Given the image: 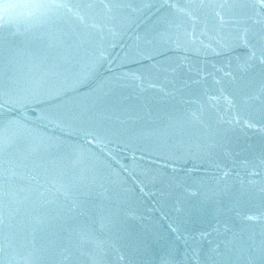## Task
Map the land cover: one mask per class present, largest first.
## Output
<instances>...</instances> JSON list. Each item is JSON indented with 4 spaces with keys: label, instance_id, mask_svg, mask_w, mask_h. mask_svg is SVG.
Returning <instances> with one entry per match:
<instances>
[{
    "label": "water",
    "instance_id": "obj_1",
    "mask_svg": "<svg viewBox=\"0 0 264 264\" xmlns=\"http://www.w3.org/2000/svg\"><path fill=\"white\" fill-rule=\"evenodd\" d=\"M34 2L0 0V264H264V4Z\"/></svg>",
    "mask_w": 264,
    "mask_h": 264
},
{
    "label": "snow or ice",
    "instance_id": "obj_2",
    "mask_svg": "<svg viewBox=\"0 0 264 264\" xmlns=\"http://www.w3.org/2000/svg\"><path fill=\"white\" fill-rule=\"evenodd\" d=\"M262 4H264V0H260ZM20 5H5V8H11V7H19ZM64 5L57 3L56 0H35L34 3L24 5V7H29L41 14H45L49 11H52L54 9H58L60 7H63ZM264 40V38H262ZM252 58L253 59H258L259 63L261 65H264V43L261 44V52L260 56L257 57L256 52H252ZM4 140V134L3 131L0 130V143H2Z\"/></svg>",
    "mask_w": 264,
    "mask_h": 264
}]
</instances>
